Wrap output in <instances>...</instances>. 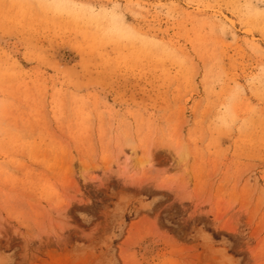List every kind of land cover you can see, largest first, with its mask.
I'll return each mask as SVG.
<instances>
[{
    "label": "rangeland",
    "instance_id": "obj_1",
    "mask_svg": "<svg viewBox=\"0 0 264 264\" xmlns=\"http://www.w3.org/2000/svg\"><path fill=\"white\" fill-rule=\"evenodd\" d=\"M0 264H264V0H0Z\"/></svg>",
    "mask_w": 264,
    "mask_h": 264
},
{
    "label": "bare ground",
    "instance_id": "obj_2",
    "mask_svg": "<svg viewBox=\"0 0 264 264\" xmlns=\"http://www.w3.org/2000/svg\"><path fill=\"white\" fill-rule=\"evenodd\" d=\"M127 145H129L130 146V151H129V153H127V152H125L123 149H121L120 150V152H119V154L121 155V156H123L124 157V160L125 159H128L129 157H130V155H131V153L132 152H135V146L133 145V144H131L130 142H127L126 143ZM118 154V155H119ZM115 161H119V157L117 156V158L115 159ZM128 163V162H127ZM126 167V164H124V168Z\"/></svg>",
    "mask_w": 264,
    "mask_h": 264
}]
</instances>
